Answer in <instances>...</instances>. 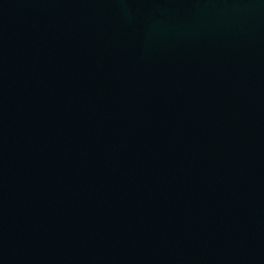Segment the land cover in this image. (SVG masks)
<instances>
[{
	"label": "water",
	"instance_id": "obj_1",
	"mask_svg": "<svg viewBox=\"0 0 264 264\" xmlns=\"http://www.w3.org/2000/svg\"><path fill=\"white\" fill-rule=\"evenodd\" d=\"M0 264H264V0H0Z\"/></svg>",
	"mask_w": 264,
	"mask_h": 264
}]
</instances>
